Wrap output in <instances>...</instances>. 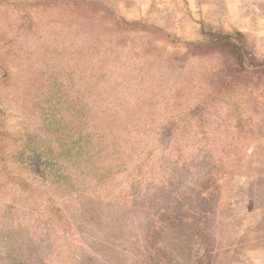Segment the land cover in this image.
Wrapping results in <instances>:
<instances>
[{
  "label": "rangeland",
  "instance_id": "rangeland-1",
  "mask_svg": "<svg viewBox=\"0 0 264 264\" xmlns=\"http://www.w3.org/2000/svg\"><path fill=\"white\" fill-rule=\"evenodd\" d=\"M44 1L0 0V264H142L151 215L189 223L170 264H264V75L223 96L243 108L207 113L227 59L182 60L212 25L234 34V9ZM254 15L243 34L264 62Z\"/></svg>",
  "mask_w": 264,
  "mask_h": 264
},
{
  "label": "trees",
  "instance_id": "trees-1",
  "mask_svg": "<svg viewBox=\"0 0 264 264\" xmlns=\"http://www.w3.org/2000/svg\"><path fill=\"white\" fill-rule=\"evenodd\" d=\"M45 3H55L62 4L67 3L66 0H45L42 4ZM74 3V2H73ZM132 24H136L135 22H130ZM140 30L143 32L155 35L158 33L164 34V30L158 26L146 25L142 24L138 26ZM204 34L207 38L204 41L194 42V41H185L183 42L186 47V53L182 55V60H187L188 55L194 57L195 59H203L209 58L211 60V56H222L224 59H227V63L223 64L222 70L223 74L227 77L222 79V75L220 78H216V80H209L208 88L209 91L205 93L203 96V102H201L202 111L206 110L209 113L211 110H224L228 111L231 107H239L243 108L240 104L242 102H238L235 99L229 100L224 99L223 96H233L234 98H238L245 96L243 94H247V91L252 89L249 86V80L247 78L250 74L264 75V62H260L256 59L252 50L249 48L248 41L245 39L244 34L240 31H234V34L220 31L219 29H209ZM174 66L172 63H169L167 67ZM221 68V67H220ZM219 79V80H218ZM216 95V97H214ZM219 98V99H218ZM216 99L217 101L213 104ZM210 101L207 102V101ZM235 100V101H234ZM246 101V100H245ZM250 103H254L251 99L248 100ZM261 107L264 106V101L261 100L258 103ZM236 109V108H235ZM226 111V112H227ZM205 112V113H206ZM203 113V112H201ZM108 123L114 122V117L107 116ZM170 133H175V130H169ZM156 133V131H153ZM206 134V133H204ZM222 163V162H219ZM204 187L197 190L196 193L199 195L203 194ZM203 196V195H202ZM202 198V197H201ZM206 198L201 199V204L203 207L205 206ZM205 209V208H204ZM169 217V216H167ZM153 216L148 217L149 226L147 231L143 236L144 247L141 248L144 250L142 253V264H170L173 258V254L176 253L175 247L177 245L178 233H182L177 229L183 228L185 232H191L189 229V223L187 222L185 217L172 219L165 218L163 220L167 221L166 226H158L154 222ZM161 220V219H160ZM151 223V224H150ZM170 225L172 229L169 232H166L165 239L171 241L170 249H164L159 244V239H162L165 234L166 227ZM167 231V230H166ZM159 232L160 237L158 238L156 235ZM174 235V236H173ZM189 236V235H187ZM169 247V246H168ZM204 254H210L209 249L206 248Z\"/></svg>",
  "mask_w": 264,
  "mask_h": 264
},
{
  "label": "crops",
  "instance_id": "crops-1",
  "mask_svg": "<svg viewBox=\"0 0 264 264\" xmlns=\"http://www.w3.org/2000/svg\"><path fill=\"white\" fill-rule=\"evenodd\" d=\"M142 3V0H135L137 3ZM196 1V0H195ZM198 10H200L201 14L207 15L210 11V8L207 3H212L214 5V10H218L220 6L218 4H222V12H225L224 15L228 12V9H234V17L235 20H233L231 28H235L236 30L244 33V28L246 27L245 24L248 22H257L259 23V18L255 16L256 8H259L260 6L264 7V0H198ZM230 5H229V4ZM221 5V6H222ZM220 11V10H219ZM218 11V13H219ZM230 13V12H229ZM220 14V13H219ZM204 16V17H205ZM223 18H226L223 16ZM221 20V19H220ZM211 26V25H210ZM211 27H217L218 29H222L220 26H211Z\"/></svg>",
  "mask_w": 264,
  "mask_h": 264
}]
</instances>
